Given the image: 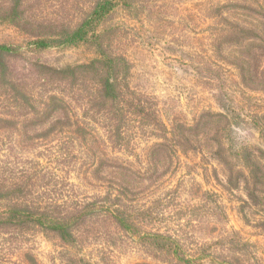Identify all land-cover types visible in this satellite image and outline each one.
<instances>
[{"label":"trees","instance_id":"16d2710c","mask_svg":"<svg viewBox=\"0 0 264 264\" xmlns=\"http://www.w3.org/2000/svg\"><path fill=\"white\" fill-rule=\"evenodd\" d=\"M42 1L50 0H0V24L25 34L30 52L94 42L98 56L65 68L30 61L18 69L13 63L25 61L21 48L0 44V236L8 233L17 240L44 232L74 250L90 229L105 227L139 237L145 251L162 264H262L257 252L227 230L214 242L198 245L200 254L193 258L180 235L161 228L159 220L162 206L178 205L183 196L187 181L178 180L173 188L161 182L183 168L181 153L217 162L223 187L243 191L245 204L264 214V148L245 144L239 131L247 120L228 108L203 111L193 124L164 123L158 100L132 82L131 60L116 45L121 41L118 29L96 30L118 8L139 13L144 6L138 0H93L77 23L34 15V10L46 15ZM262 1L241 7L251 13L248 25L221 13L214 33L215 48L221 55L226 44L232 48L233 54L224 57L251 90L264 89ZM203 70L216 73L210 66ZM248 119L264 137V112L251 110ZM141 138L155 139L146 156L136 154ZM117 151H130V158H136L123 159ZM64 172H74L97 192L79 193L61 177ZM190 195L193 202L186 212L192 217L208 216L214 223L224 215L217 194L194 183ZM149 196H154L152 206H143L142 198ZM66 264L87 261L77 256Z\"/></svg>","mask_w":264,"mask_h":264},{"label":"rangeland","instance_id":"374dc122","mask_svg":"<svg viewBox=\"0 0 264 264\" xmlns=\"http://www.w3.org/2000/svg\"><path fill=\"white\" fill-rule=\"evenodd\" d=\"M92 1H42L45 3L43 11L46 15H41L39 10L32 13L46 20L77 23L89 13ZM138 2L144 6L143 10L139 8V13L133 8H118L101 22L96 30L102 32L114 27L118 29L116 36H120L117 40L121 41L116 45L120 52L127 53L131 60L134 67L132 82L134 86H139L158 100L164 123L168 127L175 122L193 124L203 111L223 112L228 108L234 109L248 122L247 125H241L239 131L245 144L264 148V137L253 129L248 119L251 110L256 114L264 112V89L251 87L252 91L245 88L238 70L225 58L232 53V48L226 44L223 47L225 52L221 55L214 42L216 23L220 21L218 16L221 13L229 21L246 25L251 22L247 16L251 13L241 7H254L263 1ZM222 6H226L225 9L221 10ZM4 43L21 48L20 55L25 61L13 63L18 69H23L30 61L54 68H65L89 62L98 56L94 42L30 52L26 46L25 34L0 24V44ZM209 66L215 68L216 73L203 70H207ZM249 96L254 99L249 100ZM154 142V138L139 139L135 145L136 154L143 156L145 153L146 156L147 149ZM115 154L132 161L136 158H130L132 155L134 157V153L130 151H117ZM180 157L183 168L175 176L164 177L161 182L165 181L164 184L170 188H173L178 180L187 182L183 185V196H180L178 205L175 202L162 206L159 213L161 228L168 229L167 231L174 235H180L187 254L193 258L200 254L198 245L214 242L224 230L231 234L235 232L249 245L250 252H257L259 260L264 264V214L245 204L247 198L243 191L223 187L225 177L217 162H208L200 155L196 157L193 154L187 157L181 153ZM60 175L83 195L90 196L97 192L94 186L89 185L90 182L78 178L74 172L70 175L66 172ZM194 183L205 191L217 194L218 203L224 212L219 221L216 219L211 223L208 216L198 220L186 212L187 205L193 202L190 201V189ZM170 188L167 190H171ZM158 192L156 196L163 193L162 190ZM173 195V192L169 194L170 197ZM153 197H143L141 204L152 206ZM138 208L143 210L144 207ZM198 215L199 218L202 217L200 213ZM159 224L157 223V226ZM145 227L149 230V227ZM145 227L142 231L147 230ZM13 238L8 233L0 236V264H66L70 257L77 256L86 259L87 264H162L161 260L154 259L145 251L139 237L106 231L105 227L102 230L97 227L90 229L82 237L83 243L74 250L67 248L57 236L44 232L30 233L17 240Z\"/></svg>","mask_w":264,"mask_h":264}]
</instances>
